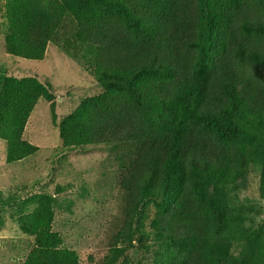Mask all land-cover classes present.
Listing matches in <instances>:
<instances>
[{
    "label": "trees",
    "instance_id": "obj_1",
    "mask_svg": "<svg viewBox=\"0 0 264 264\" xmlns=\"http://www.w3.org/2000/svg\"><path fill=\"white\" fill-rule=\"evenodd\" d=\"M0 46L34 62L54 48L102 88L58 116L49 86L0 65L3 164L38 153L24 132L40 99L59 136L34 176L0 170L17 264H82L78 236L117 196L98 264H264V0H0ZM88 156L93 189L58 181Z\"/></svg>",
    "mask_w": 264,
    "mask_h": 264
},
{
    "label": "rangeland",
    "instance_id": "obj_2",
    "mask_svg": "<svg viewBox=\"0 0 264 264\" xmlns=\"http://www.w3.org/2000/svg\"><path fill=\"white\" fill-rule=\"evenodd\" d=\"M1 53L2 51H0V65H4L9 73L18 78L37 77L41 84L51 88L56 98V113L58 116L71 112L84 97L96 95L102 91V88L84 67L73 62L67 55H63L54 48L49 49L45 59L41 62L16 59L9 56L2 57ZM24 139L39 148L38 153L20 164L6 165L3 164V159L5 160L8 150L5 142L0 140V170L3 178H7L13 170L16 171L17 167L20 166L21 168L23 165L25 170L21 171V174L26 177L34 176L41 167L48 165L46 160L37 163L36 157L53 155L52 150L59 144L58 130L51 123L49 104L42 99L38 101L29 117ZM90 157L74 158L75 160L71 164L75 169L73 168V171H71L65 166V169L69 170V174L61 177L58 181L62 182L72 174H78L84 177L83 181L89 189H93L87 182L86 174L88 172L84 169V163ZM99 157V154L96 153L95 158L100 161ZM98 169L102 173L108 170L104 166H98ZM16 176L19 177L18 174ZM1 191L6 192L5 189H1ZM6 196L7 193H3V197L6 198ZM121 208V196H117L113 210H105L99 216L92 211L93 214H91L89 222L84 226L85 230L78 236L76 241V252L82 264H98L102 259L106 253L105 242L109 233L120 224ZM71 240L74 242L76 238L72 236ZM23 245L21 239L0 237V264H17L21 257ZM90 259L92 262L89 261Z\"/></svg>",
    "mask_w": 264,
    "mask_h": 264
}]
</instances>
